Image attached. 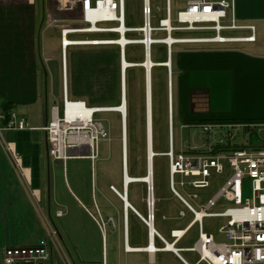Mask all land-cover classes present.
Masks as SVG:
<instances>
[{
  "label": "crops",
  "instance_id": "obj_1",
  "mask_svg": "<svg viewBox=\"0 0 264 264\" xmlns=\"http://www.w3.org/2000/svg\"><path fill=\"white\" fill-rule=\"evenodd\" d=\"M188 1L175 3L185 8ZM45 15L39 17L36 8L22 0H0V107L28 122L27 129L0 132V264L5 248L34 246L54 230L55 245L46 264L198 263L199 256L191 262L181 252L177 255L162 249L159 238L153 244L161 249H145L149 245V227L142 219L148 214L145 182H132L130 189L124 188V174L109 171L99 153L92 159L85 149H71L66 161L49 155L44 127L51 119L52 107L62 104L64 83L62 34L58 61L54 54L45 53ZM236 17L240 25L255 27V41L179 42L171 46L165 62H156L166 66L171 60V69L175 67L181 111L189 126L204 121L264 122V0H236ZM175 32V38L205 37L192 31ZM225 32L234 37L251 34L244 29ZM69 48L68 96L92 106L110 103L105 100L115 92L112 61L81 52L74 54L70 66ZM122 82V99H126V75ZM147 108L146 100V112ZM123 126L128 160L126 120ZM149 137L151 143L152 135ZM138 183L139 204L133 187ZM111 186L126 191L133 208L126 207ZM155 199V211L163 220H181L176 218L183 207L179 200L182 207L177 208L166 205L162 195L155 194ZM60 210L62 216L57 214ZM170 212L175 214L171 218ZM155 229L164 236L156 222ZM189 247L179 248L189 251Z\"/></svg>",
  "mask_w": 264,
  "mask_h": 264
},
{
  "label": "built area",
  "instance_id": "obj_2",
  "mask_svg": "<svg viewBox=\"0 0 264 264\" xmlns=\"http://www.w3.org/2000/svg\"><path fill=\"white\" fill-rule=\"evenodd\" d=\"M35 4V0H22ZM66 1V0H61ZM80 12L82 26L62 28L63 83L64 93L61 105L51 109V119L44 127L47 149L50 156L66 161L70 150L85 149L92 159L98 157L100 139L110 140V134L97 117L104 112H115L114 106H92L84 100L72 99L67 91V48L78 45H111L120 47L122 65L126 59L128 44H140L144 50V60L152 58V45L162 43L168 52L175 43L185 42H236L255 41L253 25H240L236 17V0H189L183 10L173 19L170 0H166V17L160 19L159 26H152L153 10L151 0H143V25L128 27L125 24V0H70ZM117 23V26H103ZM121 29H124L121 31ZM250 30L248 36H227L225 31ZM165 32L163 38H155L156 32ZM175 31H213L214 35L196 38H175ZM129 32H139L140 38L127 39L124 45L115 43ZM118 34L117 39H75L74 34ZM157 64H154V67ZM130 68V67H129ZM73 107V108H72ZM173 106L171 97L168 105L169 150L160 153L169 159V186L172 194L183 204L177 219L191 221L182 229H172L173 241L169 243L155 229V191L147 190V217H142L149 227V251L155 238L164 247L180 255L182 249L176 243L192 227H198V239L187 250L198 254L195 264H264V145L238 146L232 144L233 130L256 132L264 144V122L234 123L225 121H204L192 127L199 129L205 141L201 146H193L176 152L173 138ZM27 119L15 112H5L0 107V132L24 130ZM158 153L155 152V156ZM125 180V179H124ZM123 180V181H124ZM216 184V193L203 200L198 191L207 190ZM111 189L125 201L127 192L121 193L115 186ZM131 207V204L128 206ZM62 216L63 212H57ZM205 218L223 219L217 233L206 230ZM154 227V230L152 229ZM57 232L28 247H8L2 251V264H46L55 245ZM128 249V245L126 246ZM186 264H191L185 261Z\"/></svg>",
  "mask_w": 264,
  "mask_h": 264
},
{
  "label": "rangeland",
  "instance_id": "obj_3",
  "mask_svg": "<svg viewBox=\"0 0 264 264\" xmlns=\"http://www.w3.org/2000/svg\"><path fill=\"white\" fill-rule=\"evenodd\" d=\"M36 5L28 4L27 6L36 8L39 17L45 15L44 28L42 32V40L46 55L54 54L58 61H61V29L64 26H82L80 12L73 7L70 0H35ZM173 19L178 11L183 10L184 6H176L175 0L172 2ZM143 0H125V24L128 27H140L143 25L142 14ZM153 10L152 26L158 27L160 19L166 17V0H151ZM117 23H104L103 26H117ZM194 35L211 36L213 31H192ZM230 32H223V35H230ZM174 35H177L175 32ZM127 39H137L141 37L139 32H129L126 35ZM165 32L159 31L154 34L155 38H163ZM118 34L103 33V34H78L70 35L69 38H98V39H117ZM88 52L98 60L112 61L114 64L113 90L114 95L110 103L105 106H118L122 101V58L120 55V47L116 44L111 45H89V46H72L68 49V62L71 66L75 53ZM127 60L130 62H144V50L140 44H128L125 48ZM152 61L164 62L168 58L167 46L162 43L152 45L151 48ZM174 56V52H173ZM78 58V57H77ZM143 64V63H142ZM152 109H153V149L158 154L154 156L153 164V182L155 184L156 196L162 195L164 203L169 207H182V204L174 198L169 186V159L167 156L160 153L169 150V119L168 105L171 97L173 106V138L176 152L186 150L193 146H201L205 139L199 129L189 126L183 119L176 70L173 66L171 75L166 66H155L152 69ZM144 67H130L128 71L129 82L127 85L129 116L127 120L129 134V153L127 160L128 166L134 172V175L144 176L147 174V132H146V100H147V82ZM170 76V80H169ZM170 81V86H169ZM125 84V83H124ZM124 104H125V97ZM62 101V99H61ZM111 102L113 104H111ZM90 105V103H89ZM104 106V104H103ZM127 111V109H126ZM103 122L105 128L110 134V140L100 139L98 142L99 157L104 161L111 172H122L123 177V118L120 112H104L97 115ZM125 128V127H124ZM232 133V144L238 146L248 145L249 134L246 130L236 129ZM124 180V178H123ZM138 182V181H130ZM143 182V181H139ZM146 186L147 183L145 182ZM135 197L139 204V183L134 184ZM218 187L212 184L207 190L198 191L200 198L203 200L207 196L214 195ZM148 190V188H147ZM148 192L146 194V198ZM174 213H169L168 216H174ZM171 218V217H170ZM191 218L185 220H163L160 215H157L156 227L164 236L172 241L170 232L172 229H182ZM223 223V219L205 218L204 224L206 230L217 233L218 226ZM198 227L194 226L187 237L177 244V247H192L198 239ZM182 255L189 261L194 262L198 259L195 252L182 251ZM205 264V263H201Z\"/></svg>",
  "mask_w": 264,
  "mask_h": 264
},
{
  "label": "bare ground",
  "instance_id": "obj_4",
  "mask_svg": "<svg viewBox=\"0 0 264 264\" xmlns=\"http://www.w3.org/2000/svg\"><path fill=\"white\" fill-rule=\"evenodd\" d=\"M124 29H121V31H123ZM127 41V38L126 36L122 37L121 39L118 38L116 40L115 43H118V44H122L124 45ZM143 63V64H142ZM156 62L152 61V58L151 59H147V60H144V62H141V63H134V62H130L128 60L125 59V62L123 63V67H125V73L127 71V69L129 67H134V66H140V67H144L145 68V75H146V82H147V79H148V96H147V106L149 108V111L151 109V112H150V115H149V130H150V134L149 136L152 135L151 137V149H150V157H152V159L150 160V171H152V175L150 174L148 176V173L144 176H141L140 179L139 177H132L128 174L126 180L128 182V185L130 184V181H143V182H153V164H154V156H155V151L153 149V118H152V105H153V102H152V69L154 68V64ZM166 66H168V69L171 67V62L170 61H167V64ZM149 71H150V74H149ZM170 73V72H169ZM126 75V74H125ZM148 77V78H147ZM122 79H123V73H122ZM124 80V79H123ZM169 86H170V81H169ZM123 96H124V93H123ZM150 98V99H149ZM124 100V98L122 99V101ZM127 98H126V101H125V104L122 103L120 105H118L117 107L114 106V111H118L121 113L122 115V118H123V115L124 113L126 114L127 111L126 109L128 110V106H127ZM73 108V107H72ZM106 113V112H105ZM99 118V117H98ZM123 121H124V118H123ZM126 127H127V118H126ZM124 130H125V134H126V128L123 127V133H124ZM149 133V132H148ZM150 138V137H149ZM125 163H127V147H126V153L124 152V147H123V172H124V166H125ZM127 166V164H126ZM152 167V168H151ZM128 170V168H127ZM154 183V182H153ZM124 188H126L125 184H124ZM128 188V186H127ZM126 190V189H125ZM128 200V199H127ZM129 202V201H128ZM56 229V228H55ZM128 249L131 250L132 248L128 246ZM146 249V248H145ZM151 249L153 250L154 249V245H151Z\"/></svg>",
  "mask_w": 264,
  "mask_h": 264
},
{
  "label": "water",
  "instance_id": "obj_5",
  "mask_svg": "<svg viewBox=\"0 0 264 264\" xmlns=\"http://www.w3.org/2000/svg\"><path fill=\"white\" fill-rule=\"evenodd\" d=\"M171 62V60H170ZM169 71H170V75H171V67L169 68ZM122 73H123V79H125V67H123L122 65ZM149 74H150V71H149ZM148 78V77H147ZM124 81V80H123ZM147 89H148V79H147ZM147 96H148V90H147ZM150 99V98H149ZM123 103H124V100H123ZM150 112H151V109L149 111V108H147V126H146V132H147V152H148V157H147V173H148V176L151 174L152 175V171H150V160L152 159V157H150V149H151V146H150V138H149V115H150ZM123 118H124V123H125V120H126V114L124 113L123 115ZM123 147H124V152L126 153V134H125V130H124V138H123ZM152 168V167H151ZM124 184L125 186L127 187L128 186V182L126 180L127 176H128V170H127V166H126V163H125V166H124ZM140 179V178H139ZM152 184L153 182L149 183L147 182V188L148 190H150V193H151V190H152ZM125 200H126V207H128L130 205V203L128 202L127 200V197H125ZM152 229L154 230V227H152Z\"/></svg>",
  "mask_w": 264,
  "mask_h": 264
},
{
  "label": "trees",
  "instance_id": "obj_6",
  "mask_svg": "<svg viewBox=\"0 0 264 264\" xmlns=\"http://www.w3.org/2000/svg\"><path fill=\"white\" fill-rule=\"evenodd\" d=\"M127 59V57H126ZM165 62V61H164ZM130 69V68H129ZM129 69L127 70V74H126V86L128 85V82H129V76H128V71ZM154 69V68H153ZM152 75H153V71H152ZM128 89V88H127ZM128 91V90H127ZM127 103H128V93H127ZM5 112H11L8 108L4 109ZM128 116H129V106H128V115H127V120H128ZM128 123V122H127ZM127 137H128V153H129V134H128V125H127ZM248 145L249 146H263V142L260 140L258 134L256 132H251L249 134V140H248ZM157 153V152H156ZM128 163H129V160H128ZM128 174L132 177H135L134 176V172L132 170V167L130 168L128 166ZM141 176H139L140 178ZM129 189L131 188V183L128 185ZM154 191H155V184H154ZM129 200H130V197H129ZM148 215V214H147ZM147 215L145 217H147ZM155 217L157 218V213L155 211Z\"/></svg>",
  "mask_w": 264,
  "mask_h": 264
}]
</instances>
